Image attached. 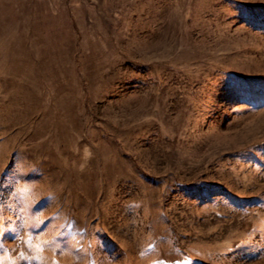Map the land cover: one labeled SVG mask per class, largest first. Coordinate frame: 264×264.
Listing matches in <instances>:
<instances>
[{
	"label": "rangeland",
	"instance_id": "1",
	"mask_svg": "<svg viewBox=\"0 0 264 264\" xmlns=\"http://www.w3.org/2000/svg\"><path fill=\"white\" fill-rule=\"evenodd\" d=\"M0 264H264V0H0Z\"/></svg>",
	"mask_w": 264,
	"mask_h": 264
}]
</instances>
